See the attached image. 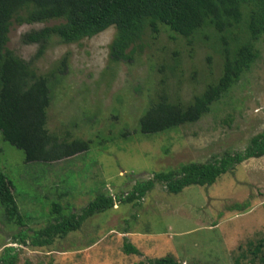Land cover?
Returning a JSON list of instances; mask_svg holds the SVG:
<instances>
[{"label":"rangeland","instance_id":"1","mask_svg":"<svg viewBox=\"0 0 264 264\" xmlns=\"http://www.w3.org/2000/svg\"><path fill=\"white\" fill-rule=\"evenodd\" d=\"M57 23L13 22L7 48L41 75H50L67 56L65 73L51 78L47 129L60 138L90 140L91 148L57 163L26 164L23 152L0 135V172L16 204L9 221L0 203V257L14 247L16 264H138L167 256L181 264H264L262 255L251 253L264 241V157L242 163L212 186H190L175 195L156 185L141 201L117 203L49 247L13 244L19 234L46 227L53 202L78 211L99 193L128 195L137 181L242 152L264 132V36L256 45L258 60L209 114L146 136L138 120L150 99L165 88L173 100L190 101L219 76L216 51L203 44L192 50L167 32L147 38L132 63L114 64L110 45L116 30L109 28L71 44L52 36L37 57L40 45L24 43L23 36ZM175 59L181 63L178 74L162 71ZM125 238L141 255L123 252Z\"/></svg>","mask_w":264,"mask_h":264},{"label":"trees","instance_id":"2","mask_svg":"<svg viewBox=\"0 0 264 264\" xmlns=\"http://www.w3.org/2000/svg\"><path fill=\"white\" fill-rule=\"evenodd\" d=\"M51 21L58 23L23 36L24 43L40 45L37 57L43 55L45 43L52 36L71 44L109 28L116 30L110 45V60L114 64L132 63L134 56L145 49L147 38L155 39L167 32L184 39L192 50L203 44L216 51L220 58L219 76L207 82L190 101L173 100L165 88L150 99L138 120L141 134L147 136L197 123L240 81L259 58L256 45L264 36V0H0V135L4 142L23 152L26 164L57 163L85 154L91 148L90 140L67 138V135L60 138L47 129L53 100L51 78L65 73L67 56L50 75H41L31 63L7 48L13 22L23 25ZM180 64L175 59L174 65H166L162 71L175 76ZM210 69L213 76V66ZM263 157L264 132L252 138L242 152L208 163L181 165L156 173L151 179L137 181L128 195L112 197L99 193L78 211L53 202L46 227L33 231L32 235L19 234L13 244L49 247L56 239L80 230L88 219L113 209L117 203L141 201L156 185H163L168 193L175 195L190 186H212L242 163ZM5 187L6 176L0 172V203L12 221L16 204ZM263 248L261 240L251 252L255 257L262 255L261 262H264ZM123 252L141 255L127 238ZM17 258L14 247H7L0 264H16ZM138 264L181 263L167 256Z\"/></svg>","mask_w":264,"mask_h":264}]
</instances>
